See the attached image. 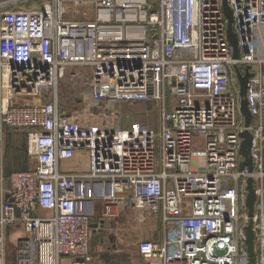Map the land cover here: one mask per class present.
Returning <instances> with one entry per match:
<instances>
[{
    "label": "built area",
    "instance_id": "1",
    "mask_svg": "<svg viewBox=\"0 0 264 264\" xmlns=\"http://www.w3.org/2000/svg\"><path fill=\"white\" fill-rule=\"evenodd\" d=\"M226 4L236 59L222 0L0 5V264H88L95 198L155 221L158 236L137 242L141 264H249L248 177L254 261L264 264V0ZM247 67L251 173L239 168L235 71ZM63 79L81 108L62 105ZM141 102L156 104L157 131L120 123L118 106ZM6 127L23 131L32 162L7 176ZM10 227L25 233L11 260Z\"/></svg>",
    "mask_w": 264,
    "mask_h": 264
},
{
    "label": "crops",
    "instance_id": "2",
    "mask_svg": "<svg viewBox=\"0 0 264 264\" xmlns=\"http://www.w3.org/2000/svg\"><path fill=\"white\" fill-rule=\"evenodd\" d=\"M3 5L2 10L23 9L30 10L34 6L31 0H0ZM138 121H144L138 119ZM17 137H20L17 129L4 128L3 138V174L7 176L11 172L23 171L32 166V162L27 158L25 136L21 142L15 146ZM31 162V164H30ZM30 164V165H29ZM21 168H17L18 166ZM24 166V167H23ZM91 224L103 223L102 235L99 228L92 231L89 240V252L91 261L88 264H141L137 242L141 239H152L158 236L159 228L153 219H147L143 223H138L133 219L130 209H113L111 206H102L97 198L92 200ZM41 214L48 212L39 211ZM22 227H10L7 233L8 240L15 244L18 237L24 235ZM8 259L11 260L13 252L7 250ZM69 257H62L61 264H70Z\"/></svg>",
    "mask_w": 264,
    "mask_h": 264
},
{
    "label": "water",
    "instance_id": "3",
    "mask_svg": "<svg viewBox=\"0 0 264 264\" xmlns=\"http://www.w3.org/2000/svg\"><path fill=\"white\" fill-rule=\"evenodd\" d=\"M222 9L225 17L227 18V29H226V36L233 48V58H238V40L235 36V34L232 31L231 23H232V12L229 9V7L226 4V0H222ZM249 67L246 68L243 75L240 74V72L235 69L236 76L238 80V86H239V110L243 117V124H244V130L240 132L239 136L242 139L239 147V154L242 156L243 160L239 163V168L244 169V167H247V171L249 173L252 172V160L250 156V150L252 145V137L249 131L247 130V127L250 124L251 121V114L247 107V100L245 98L246 94V88L248 83V78L250 77V73L248 71ZM246 189L247 194L245 198V208L247 211V216L249 218L247 225L244 227V244L246 247V252L249 256V264H255L254 261V253H253V237L254 233L252 230V216H253V205L255 201V192L253 187V181L251 177H248L246 179ZM92 231L99 228L100 235H102V229H103V223L100 222L99 224L93 223L90 225Z\"/></svg>",
    "mask_w": 264,
    "mask_h": 264
},
{
    "label": "rangeland",
    "instance_id": "4",
    "mask_svg": "<svg viewBox=\"0 0 264 264\" xmlns=\"http://www.w3.org/2000/svg\"><path fill=\"white\" fill-rule=\"evenodd\" d=\"M46 0H31V5H33L34 7L32 9H36L38 7H40ZM30 9V10H32ZM90 11V10H89ZM91 16V14H90ZM77 17H81L77 16ZM73 18V17H72ZM89 18V17H88ZM67 79H63L62 84L59 86V98H66L62 101V105H64V102L68 103V106L70 107L69 109H73V108H81L83 103L79 98H78V94L80 92V89L75 86L74 84H71L70 82H68ZM167 104L168 107L170 105V101L169 99H167ZM119 107V112L121 113V119H120V123L123 125H126L128 122H130L132 119H141L144 120L143 122H147L149 124V126L151 128H153L154 130H158V114L156 113V104L154 102H141L135 105H121L118 106ZM137 113L136 114H132V116L130 117V119H126L124 118V115L126 114H130V113ZM145 113V115L139 113ZM18 133L20 134V137H17L15 139H17L16 144L12 145L15 146L17 144H19L21 142V138L24 137V133L22 130H18ZM198 146V143L196 145V147ZM31 164V162H30ZM29 164V165H30ZM22 166H18L17 168H21ZM24 167V166H23ZM91 219V217H90ZM7 250L10 253L11 251L13 252L14 250V243L8 240V246H7Z\"/></svg>",
    "mask_w": 264,
    "mask_h": 264
},
{
    "label": "trees",
    "instance_id": "5",
    "mask_svg": "<svg viewBox=\"0 0 264 264\" xmlns=\"http://www.w3.org/2000/svg\"><path fill=\"white\" fill-rule=\"evenodd\" d=\"M136 104H138V103H136ZM133 105H135V104H133ZM139 113H141V114H143V115H145V113H142V112H139ZM132 114H136L137 115V113H132ZM131 121H138V119L136 120V119H132ZM140 122V121H139ZM141 123H147V122H143V121H141Z\"/></svg>",
    "mask_w": 264,
    "mask_h": 264
}]
</instances>
